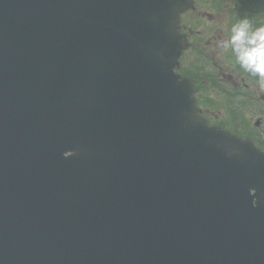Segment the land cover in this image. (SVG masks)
Instances as JSON below:
<instances>
[{
    "label": "water",
    "instance_id": "1",
    "mask_svg": "<svg viewBox=\"0 0 264 264\" xmlns=\"http://www.w3.org/2000/svg\"><path fill=\"white\" fill-rule=\"evenodd\" d=\"M192 4L0 0V264H264V153L175 72Z\"/></svg>",
    "mask_w": 264,
    "mask_h": 264
},
{
    "label": "flooded vegetation",
    "instance_id": "2",
    "mask_svg": "<svg viewBox=\"0 0 264 264\" xmlns=\"http://www.w3.org/2000/svg\"><path fill=\"white\" fill-rule=\"evenodd\" d=\"M179 19L187 39L179 65L196 89L198 109L210 125L219 126L264 151V89L259 77L237 68L231 47L225 49L232 27L248 18L264 26V0H193Z\"/></svg>",
    "mask_w": 264,
    "mask_h": 264
},
{
    "label": "clouds",
    "instance_id": "3",
    "mask_svg": "<svg viewBox=\"0 0 264 264\" xmlns=\"http://www.w3.org/2000/svg\"><path fill=\"white\" fill-rule=\"evenodd\" d=\"M228 41H222L225 49L231 47L240 66L253 76L259 77L264 89V26L254 28L250 19L245 18L233 25Z\"/></svg>",
    "mask_w": 264,
    "mask_h": 264
},
{
    "label": "trees",
    "instance_id": "4",
    "mask_svg": "<svg viewBox=\"0 0 264 264\" xmlns=\"http://www.w3.org/2000/svg\"><path fill=\"white\" fill-rule=\"evenodd\" d=\"M260 11L264 13V3H263V5L261 6ZM252 25H253V24H252ZM261 26H263V23H259V24H258V27H261ZM236 64H237V68H238V69H241V70L245 71V70L240 66V64L238 63L237 60H236ZM247 73H248V72H247ZM248 74H250V73H248ZM183 75H184V74H183ZM185 75H187V74H185ZM187 76H188V75H187Z\"/></svg>",
    "mask_w": 264,
    "mask_h": 264
}]
</instances>
